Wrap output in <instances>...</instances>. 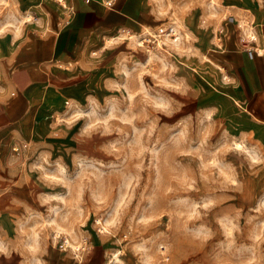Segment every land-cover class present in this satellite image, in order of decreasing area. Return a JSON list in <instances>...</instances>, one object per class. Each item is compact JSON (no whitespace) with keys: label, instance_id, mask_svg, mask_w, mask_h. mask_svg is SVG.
Segmentation results:
<instances>
[{"label":"rangeland","instance_id":"1","mask_svg":"<svg viewBox=\"0 0 264 264\" xmlns=\"http://www.w3.org/2000/svg\"><path fill=\"white\" fill-rule=\"evenodd\" d=\"M155 2L161 25L93 55L47 137L11 147L0 264H41L51 248L80 258L95 242L106 264H264V156L218 100L229 79L200 23L232 15L249 39L264 0ZM34 4L0 0V33L33 22Z\"/></svg>","mask_w":264,"mask_h":264},{"label":"crops","instance_id":"2","mask_svg":"<svg viewBox=\"0 0 264 264\" xmlns=\"http://www.w3.org/2000/svg\"><path fill=\"white\" fill-rule=\"evenodd\" d=\"M27 1L32 4V0ZM49 1L35 0L29 11L41 9V15L33 17V22L0 33V179L13 144L47 137L56 118L76 103L78 90L87 88L88 78L84 82L83 77L86 69L93 68V55L128 39L122 34L124 31L133 33L161 25L155 0H62V6L73 8L71 15L57 1ZM229 17L233 22L227 20ZM200 23L215 36L217 49L209 52V57L210 53L219 54L216 60L229 79L228 84L221 81L220 87L226 91L218 100L231 106L234 119L264 156V22L257 21L255 29L250 30L257 34L251 48L240 39L243 33L232 15L224 14L219 22L202 18ZM135 35L141 37L145 33ZM204 38L207 44L211 42L209 35ZM247 49L263 51L252 53L250 58ZM6 198L0 196V210H4L1 221L10 210L5 205ZM51 249L38 256L41 264L107 262V249L102 242L89 246L80 259Z\"/></svg>","mask_w":264,"mask_h":264},{"label":"built area","instance_id":"3","mask_svg":"<svg viewBox=\"0 0 264 264\" xmlns=\"http://www.w3.org/2000/svg\"><path fill=\"white\" fill-rule=\"evenodd\" d=\"M85 2H87L88 0H84ZM58 4L59 5H61L62 6V4L58 1ZM67 12H69V15H71L72 13H73V8H71V7H69V8H67L66 6H62ZM227 20L229 21V22H233V18L232 17H229V18H227ZM219 33V32H218ZM221 33V32H220ZM218 40H219V37H218ZM250 43H253L254 41H253V39H250ZM244 43H249V42H247V41H244ZM246 52L248 53V55H249V57L251 58L252 57V53H255V54H258V52L257 51H255V50H249V49H247L246 50ZM86 250V249H85ZM84 249H83V251H85ZM160 254H161V262H167V261H169V259H170V257H169V255H168V252L166 251V248H164V247H162L161 249H160Z\"/></svg>","mask_w":264,"mask_h":264},{"label":"bare ground","instance_id":"4","mask_svg":"<svg viewBox=\"0 0 264 264\" xmlns=\"http://www.w3.org/2000/svg\"><path fill=\"white\" fill-rule=\"evenodd\" d=\"M59 2H61V1H59ZM251 29H252V28H251ZM248 38H249V39H245V40H243V42H244V41H247V42L250 43V42H251L250 39H253V41H254V40H255V35H253V33L251 32L250 35L248 36ZM177 40H178V39H177ZM261 51H263V50H262V49H260V50L258 49V53H260ZM75 251H76V252H77V251L80 252L81 250H79V247H78V248L76 247V248H75ZM82 251H83V248H82ZM76 258H77V259H80V258H78L77 256H76Z\"/></svg>","mask_w":264,"mask_h":264}]
</instances>
